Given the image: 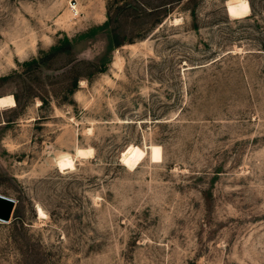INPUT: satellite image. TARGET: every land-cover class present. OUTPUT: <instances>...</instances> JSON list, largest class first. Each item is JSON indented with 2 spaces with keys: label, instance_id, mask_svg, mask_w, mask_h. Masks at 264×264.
I'll use <instances>...</instances> for the list:
<instances>
[{
  "label": "rangeland",
  "instance_id": "obj_1",
  "mask_svg": "<svg viewBox=\"0 0 264 264\" xmlns=\"http://www.w3.org/2000/svg\"><path fill=\"white\" fill-rule=\"evenodd\" d=\"M8 95L0 264H264V0H0Z\"/></svg>",
  "mask_w": 264,
  "mask_h": 264
},
{
  "label": "bare ground",
  "instance_id": "obj_2",
  "mask_svg": "<svg viewBox=\"0 0 264 264\" xmlns=\"http://www.w3.org/2000/svg\"><path fill=\"white\" fill-rule=\"evenodd\" d=\"M228 5H232V4H230V2H228L226 4V6H228ZM15 106H16V103H15V100H14L13 96L8 95V96L0 97V108H2V109L3 108H5V109L6 108H14ZM92 153L93 152H91V149L90 150H87V149L84 150V149L78 148L76 150L77 157L81 158V159H86L88 157H91ZM39 216L43 218V217H45V214L44 213H39Z\"/></svg>",
  "mask_w": 264,
  "mask_h": 264
},
{
  "label": "water",
  "instance_id": "obj_3",
  "mask_svg": "<svg viewBox=\"0 0 264 264\" xmlns=\"http://www.w3.org/2000/svg\"><path fill=\"white\" fill-rule=\"evenodd\" d=\"M15 202L7 197L0 195V222L7 223L12 217Z\"/></svg>",
  "mask_w": 264,
  "mask_h": 264
}]
</instances>
